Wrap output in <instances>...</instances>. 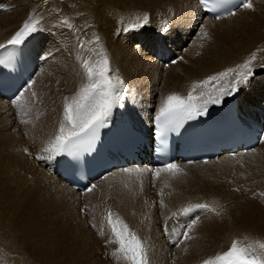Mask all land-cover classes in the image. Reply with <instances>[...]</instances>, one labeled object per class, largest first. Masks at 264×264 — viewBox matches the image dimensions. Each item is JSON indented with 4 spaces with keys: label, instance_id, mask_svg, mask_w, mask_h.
<instances>
[{
    "label": "bare ground",
    "instance_id": "bare-ground-1",
    "mask_svg": "<svg viewBox=\"0 0 264 264\" xmlns=\"http://www.w3.org/2000/svg\"><path fill=\"white\" fill-rule=\"evenodd\" d=\"M40 1L41 0H0V11L3 13L0 14V20L4 19L9 11L11 16H16L21 12L17 20L7 21L6 24L3 20L2 22L4 24H0V44H7L12 35H14L30 17L38 21L36 25L37 31L29 35L23 43L28 55L33 58V61L38 66V71L34 77L35 83L32 84L31 88H26L22 92V103L24 107L21 109L17 107L13 101L4 102L0 99V259L3 257L4 261H8L9 264H22V258L16 256L19 254L23 258H27L28 261L33 264L93 263L94 261L92 260V262L90 257L94 256L93 258L95 260V255L94 250L90 246H94L97 241H93V231L90 233L91 231H89L87 223L85 224L88 230L80 225L79 227L81 228H74V226H71L72 223H70L71 229H67L66 227V229L64 227V229L61 228V224H59L60 228L57 225V228L54 226L53 228H42L43 226L36 227L34 225H26V223H28L26 218L28 219V216H25V214L28 212L31 214V211L38 209V211H44V215L48 213L54 215V213L60 212L66 214L65 217L67 216V218H69L72 211H76L73 210V207L77 206V204L74 206L73 203L75 202H72V209L69 208L70 206L68 207L65 202H69L71 199L79 201L78 199L88 198L97 188L102 186H114L113 188L121 190L123 186H126L123 181L129 179L132 180L128 189L133 195H150V197L154 198V195L157 193H159V195H165L172 185L177 186L178 182L185 181L188 176L196 178H213L229 174L231 177L228 180L229 183L227 182L228 184L224 183L222 185H220V183L219 185H212L208 183L211 180L205 181L198 179L199 181L201 180V182H205L199 184L200 186L194 183L198 187L197 190L192 189V185H190L191 187H189V185L187 186L189 182L186 181L179 186L178 190L181 193H185L184 187L187 186L189 187L188 191L191 189L188 193L186 191L187 194H177L163 199L165 205L159 217L160 219H154L155 216L153 214L154 218L151 220L153 221L152 226L154 228L156 227L154 226L155 223L160 225L159 230L155 228V238L153 237L152 240L154 244L151 246L154 249L153 253H155L154 255H156V257L163 255L165 260L167 255L176 248L178 249V253L176 255V262L173 264H203L204 260L214 258L217 254H222L227 251L234 240L232 235H236L237 232L241 234V229L245 232L246 229L252 230L255 232L256 238L264 240V226H261V228L257 225V221L254 220L251 222L252 225L250 224L249 226L229 225L226 228L221 227L216 232L215 237L217 239L214 244L209 247L197 249L196 247L205 241L204 239L202 240L203 236L201 237L200 235L204 230L206 231V229H208L207 226L209 225L205 221L207 219H204V216L207 215L210 210L207 211V214H200L201 219L193 226L192 231L189 233L192 239L185 240L184 245L181 244L180 249L179 247H175L176 238L181 237L185 229L180 232L178 227L167 223L166 227H168V230L165 231V233H167L165 234L161 231V225H163L165 221L164 218L168 217L170 213L179 214L182 208L188 207L189 205L198 203L207 204L210 209L215 208L216 215L217 213L226 215L229 212H233L234 209L238 210L233 204L239 201L240 197L237 198L236 196L239 195L243 197L248 193L255 195L253 193L254 191L252 192L255 187L252 183L242 182L240 179L242 173L240 175V173L231 171L234 170L237 165L242 162H247L253 156L258 158L264 157V141L259 144L254 151L243 154V157L236 159L224 158L217 162H209L206 164L195 163L186 166L176 164L182 171L171 177L167 176L169 172L161 171L160 173L166 175L159 177L155 182L160 179L161 181L154 183L152 188L147 184L142 186L134 184L133 174L147 183L148 178L144 173H138L136 170H125L111 172L109 175H106L103 180L98 181L91 191L78 194L65 187L59 181L51 168L52 166L49 164L52 162L53 156L51 153V142L58 133L60 122L63 120L64 99L65 97L71 98L74 96L81 86L87 83V77L82 67L84 60L95 62L101 59V53H103L107 56L109 61V75L112 77L118 76L120 80L123 81V85L117 87L116 94L120 96V99L113 104L106 120L122 119L123 115H126V118L132 123L139 127H145L150 123L152 117L158 113L161 106V100H157L161 92V86L156 88V81H160L162 84L173 83V87L178 89L176 93L186 97L191 90L193 82L204 80L208 76L224 71L228 67H235L237 64H241L249 59L253 53L257 56L262 55L264 58V0H251L252 8L240 7L233 15L226 16L218 21L205 19L203 14L199 12L198 6L194 0H68L70 3H67V1L66 4H62L60 0V2H57V0H44L42 3H40ZM63 1L65 2V0ZM37 3H40L39 9H36ZM29 10H31V12H28ZM70 10H75L74 14L78 19H73L75 15H72V13L69 15L68 11ZM67 14L71 16V18L67 16ZM145 15L148 16V22L146 24L143 21ZM254 19L257 22V25H255L260 28L258 27L259 32L256 29L254 32H258V36L254 37V34H252L254 37H252L253 42L252 39L251 42H242L239 40L240 38H236L238 41L242 42L238 44V42L234 40V36V43H237L236 45L234 44V46H231L233 43L230 45L228 44V42H233L232 39V41L230 39L229 41L226 40L228 47L216 48L215 45L208 44L212 36L213 38L218 37V40L222 36L225 37L224 35L226 34L228 36V33L233 31L235 34L238 32V35H240V30L242 33L247 30L249 31L251 28L249 23H252L250 21ZM65 21H67V23H65ZM230 21H235V25L232 24L233 26L227 27V25L222 27ZM13 23L14 25L11 26ZM77 24H80V26L77 27ZM246 24L248 27L245 26ZM251 25L253 26L254 24ZM199 26H201V28H199ZM256 26L253 27L255 28ZM243 27L247 30L244 29L243 31L241 29ZM253 27L251 28L252 30H254ZM125 29L128 30L126 31ZM235 29L237 30L235 31ZM203 32H206L207 36H204ZM252 32L249 33L251 34ZM133 33L135 35L139 34L140 37L134 39ZM78 35H87L92 38L90 43L91 51L87 52L83 48H79L80 40ZM121 35L124 36L123 39H119ZM241 35L243 36V34ZM255 35H257V33ZM97 37L99 38L98 42L96 41ZM155 41L161 45H156L157 47L153 49L152 42ZM226 42L224 41V43ZM188 43H191V46H187ZM215 43L217 45V41ZM219 46L223 45L221 44ZM229 46H231V48H229ZM167 47L173 49V55L175 57L179 56L180 60L177 61V58L173 63H176L175 66L169 64L167 65L168 71L161 72L163 68H159L164 65L155 61L153 56L150 55V52L151 50L154 52L158 48L165 49ZM262 62L264 63V61L259 63ZM45 66L46 70L43 71H46L45 74L43 73L45 76L41 75L40 77V71L42 68L44 69ZM253 70L254 68H252V71ZM32 92L36 93L35 97L31 95ZM229 97H236L239 109L247 119L254 121L259 119V116L264 119V75L254 78L252 74L246 83H242L238 86L236 92L222 97L221 102ZM215 105L217 104L209 103L207 107ZM22 121H27V123H22ZM18 123L20 125H18ZM45 149H49V151H45ZM40 157L44 158L41 159ZM152 190L156 191L152 192ZM110 192L111 191L108 192V197ZM108 199L110 200V198ZM122 199L121 197V201H123ZM243 199L245 198L243 197ZM127 200L130 199L127 198L125 202ZM135 203H139V201H135ZM115 204L117 203H114V205ZM126 204L124 203V205ZM132 204L133 203H131V205ZM151 205L152 200L147 204H141L139 207L140 210L138 209V211L141 212V214L145 213L152 207ZM108 206L111 208L110 204ZM90 207L91 206H89V208ZM124 207L125 206H123V208ZM109 208H107V210ZM107 210L105 209V214ZM256 210H258V208ZM38 211L36 210V213ZM113 211L115 212V210ZM152 211L154 213L159 212L155 207ZM195 211L189 216L194 218L193 216H196L199 211L204 210L199 209L197 212ZM131 213L129 216H131ZM136 213L138 212L136 211ZM238 213L236 216H238ZM62 214L58 217H62ZM76 214L77 213L72 216L74 219L78 216ZM50 217L49 214V218ZM119 217L122 219L121 215ZM31 218L34 219V217ZM36 218L38 219L37 215ZM73 218L71 220H73L74 225L76 223H74ZM131 218L129 217L128 219L127 217L128 220ZM145 218L147 219V217ZM53 219H55V216ZM62 219L64 218L62 217ZM69 219L67 222L66 219H64V224L68 223ZM77 220H75V222ZM79 220L78 223H80ZM81 220L84 222L85 218L84 220L81 218ZM96 220H94V222ZM140 220L142 221L143 219L141 218ZM56 221L57 220H55V223ZM104 221L101 222V224L104 223ZM132 221L135 222L133 218ZM96 222H99V218ZM37 223L38 221L36 224ZM47 223L48 219L46 221V224ZM91 223L89 224L91 225ZM142 223L146 226V230L149 229L147 228L150 225L147 224L148 222L144 220ZM82 224L81 222V225ZM48 225L49 224L46 226L48 227ZM96 225L99 226L100 223ZM144 225L142 226L144 227ZM137 227L139 228V225ZM137 227L133 226L134 229ZM153 227L152 229L154 231ZM138 228L137 231H140ZM173 229H176L178 234L174 235L172 232ZM144 231L142 232L144 233ZM150 231L152 230L150 229ZM106 234L105 232V237ZM108 236L109 235H107V237ZM151 236L153 235L151 234ZM96 237H94V239ZM101 240L103 244L108 241ZM97 245L99 246V242ZM111 245L113 248L115 244ZM194 245L195 247L192 249ZM108 246L110 245L108 244ZM86 247L91 250L89 251ZM148 249H150L149 245ZM108 250L112 251L114 248L112 250L108 248ZM99 251H101V249H99ZM151 256H153L152 253ZM104 257L105 256L102 258L104 259ZM156 257L153 256V258ZM150 258L151 257L148 259ZM16 261L20 262L17 263ZM28 261L27 263H30ZM94 263L97 264L99 262L96 260Z\"/></svg>",
    "mask_w": 264,
    "mask_h": 264
},
{
    "label": "snow or ice",
    "instance_id": "snow-or-ice-1",
    "mask_svg": "<svg viewBox=\"0 0 264 264\" xmlns=\"http://www.w3.org/2000/svg\"><path fill=\"white\" fill-rule=\"evenodd\" d=\"M201 2L206 3V0H201ZM241 6L248 9L252 8L250 0H242ZM228 14L233 15L234 13L229 10ZM216 18L219 19L220 16L218 15ZM143 21L145 24L148 22L147 15L143 17ZM37 23L38 21L33 20L31 17L26 20L8 40V45L23 44L29 35L37 31ZM203 35L207 36V33L203 32ZM98 40L97 37L96 41L98 42ZM5 47L6 45L0 44V48ZM255 59L256 54L253 53L249 59L237 64L235 67H228L224 71L210 75L204 80L193 82L186 97L177 93L168 95L161 102L155 117L158 127L164 129L183 119L203 115L209 103L218 104L221 102L222 97L236 92L238 86L246 83L252 75V64ZM0 63H4V60L0 59ZM82 67L87 77V83L82 85L74 96L71 98L65 97L64 99L63 120L60 122L58 133L51 142V151L57 153L72 152L82 136L93 134L104 123L113 104L120 99V96L116 93L117 87L122 86L123 81L118 76L112 77L109 75L110 67L106 55L101 53V59L95 62L84 60ZM31 86L29 84V88ZM31 95L35 97L36 93L32 92ZM22 100L23 93L13 103L23 109ZM22 123H27V121H22ZM45 151H49V149H45ZM40 158L43 159L44 157ZM162 170L171 173L173 176L182 171L175 164H167ZM162 170H155L154 175L158 176ZM91 190L89 189V191ZM261 195H264V193H261ZM161 206H164L163 201H161ZM197 209L216 211L215 208L210 209L207 204L198 203L182 208L180 213L189 216ZM175 215L176 213H173V216ZM198 219V217L192 219L186 225L185 231L182 233L185 240L192 239L189 233ZM106 222L111 233L107 242L117 246L112 252L114 258L118 261L123 260L125 264H149L147 249L142 240L135 232L131 231L118 215L109 211ZM93 226L95 227V225ZM99 231L100 235L103 236V227ZM172 232L174 235L178 234L176 229H173ZM182 242L180 241V243ZM203 264H264V242L256 240L245 245L240 240L234 239L227 251L217 254L214 258L204 260Z\"/></svg>",
    "mask_w": 264,
    "mask_h": 264
},
{
    "label": "rangeland",
    "instance_id": "rangeland-1",
    "mask_svg": "<svg viewBox=\"0 0 264 264\" xmlns=\"http://www.w3.org/2000/svg\"><path fill=\"white\" fill-rule=\"evenodd\" d=\"M44 0H41L40 1V3H42ZM49 1H51V0H49ZM61 1V3L62 4H66V2L68 1V0H65V2L63 1V0H60ZM59 0H57V2H60ZM70 1V0H69ZM67 2V3H70V2ZM40 3H37V7H36V9L38 8H40ZM75 11V10H74ZM74 11H68L69 12V15H71V13H72V15H75L74 14ZM28 12H31V10H29ZM20 13L21 12H19L16 16H11V14H10V11H9V13H8V15L4 18V19H2V20H0V24H6L7 23V21H15V20H17L19 17H20ZM0 14H3V13H1V11H0ZM68 14H67V16H69ZM66 16V15H65ZM70 18H71V16H69ZM78 19V17L75 15L74 17H73V19ZM7 19V20H6ZM4 20V23L2 22ZM6 20V21H5ZM233 22V23H232ZM250 22H252V23H249L250 25L249 26H251V28L253 27V26H256L257 25V22H256V20L254 19V20H252V21H250ZM254 22H256V23H254ZM231 23V24H230ZM235 25V21H230L229 23H226V24H224L222 27H225V26H227V27H229V26H233V25ZM251 24H254L253 26L251 25ZM256 24V25H255ZM14 25V23L11 25V26H13ZM72 25H75V24H72ZM80 26V24H77V27H79ZM245 26H247V24L245 25ZM10 27V26H9ZM76 27V26H75ZM248 27V26H247ZM259 26H256L255 28H254V30H252L250 27V29L253 31H251L250 29H249V31L245 28V27H243V28H241L243 31H244V29H246L247 31H244L243 33L241 32V30H240V35H238L237 33V35L234 33V31L233 32H231V33H228V36H227V34L226 35H224L225 37H223V38H226V39H223L222 37L220 38V39H218L217 40V38L218 37H214L213 38V36L210 38V40L208 41V44H211V45H215V47L216 48H219V47H224V46H227L228 47V44L230 45L231 43H233L231 46H234V44L236 45L237 43H234L235 41L234 40H236L237 42H238V44L239 43H242V42H251V39H252V37L254 36H258V32H259V28H258ZM8 28V27H7ZM199 28H201V26H199ZM258 30V32H256L257 33V35H255L256 33H254L256 30ZM237 29H235V31H236ZM239 31V30H238ZM246 32V33H245ZM249 32H252L251 34L249 33ZM249 33V34H248ZM241 34H243V36L245 37H243ZM246 34V35H245ZM252 34H254L253 36H252ZM233 35V36H232ZM250 37H249V36ZM235 36V37H234ZM239 36V37H238ZM243 38V40H242V38ZM137 37H140V35L138 34V35H135L134 33H133V38L134 39H136ZM233 37L235 38L234 40H233ZM253 37V38H254ZM78 38H79V40H80V47L79 48H83L85 51H91V45H90V43H91V39L92 38H90L89 36H87V35H85V36H81V35H78ZM124 38V36L123 35H121L120 36V38L119 39H123ZM236 38H240L239 40H241V41H238ZM248 38V39H247ZM216 39V40H215ZM222 39V40H221ZM229 39L231 40H233V42H228V44H227V42H226V40L227 41H229ZM244 39H245V41H244ZM231 40V41H232ZM217 41V45H216V42ZM224 41L226 42V43H224ZM252 42H253V39H252ZM153 43V45H152V47H153V49H155L157 46L156 45H161V44H159L157 41H155V42H152ZM213 43V44H212ZM219 43V44H218ZM223 45V46H219V45ZM227 44V45H226ZM187 46H191V43H188L187 44ZM231 46H229V48H231ZM86 48H87V50H86ZM90 49V50H89ZM151 51H153V50H151ZM150 55L152 56V54H151V52H150ZM261 56V57H260ZM260 56H257L256 55V59L254 60V62H253V64H252V68H257V67H260V66H264V63L262 62V63H259V62H261V61H264V58L262 57V55H260ZM45 57V56H44ZM45 59V58H44ZM259 59V60H258ZM180 60V58L179 59H177V61H179ZM257 62V63H256ZM176 64V63H175ZM175 64H170L171 66H175ZM46 68V66L44 67V69L42 68L41 69V74H40V77H41V75H43V73L45 74L46 73V71L45 72H43L44 70H46L45 69ZM163 68V70L161 71V72H167L168 71V67L167 66H163V67H161V68H159V69H162ZM150 70V69H149ZM43 76H45V75H43ZM159 83V84H158ZM161 82L160 81H156V88H158V86H161V92H160V94L158 95V97H157V100L158 101H160V102H162L165 98H166V96H168V95H170V94H172V93H176L177 92V88H175V87H173V83H164V84H160ZM174 91V92H173ZM167 93V94H166ZM165 95V96H164ZM18 107V106H17ZM18 125H20L19 123H18ZM240 163V162H239ZM238 163V164H239ZM231 172H236V173H240V175H241V173H242V177L240 178L241 180H242V182H244V183H252L253 185H254V190H252V192L255 194V195H253L252 193L251 194H247V195H245V196H243L245 199H243V197H241V196H236L237 198H239V201L238 202H236V203H233L234 204V207H237L238 208V210H239V213H238V210H236V209H234V211L233 212H229V213H227L226 215H220L219 213L216 215V211L215 212H213V211H209V213L207 214V211L206 210H204V211H199L198 212V214L196 215V216H194V218L193 219H195V218H199L198 220H197V223H198V221L201 219V216H200V214L201 215H204V214H207V215H205L204 216V219H207V220H205L207 223H208V225L209 226H207L208 227V229H206V231L204 230L202 233H201V237L203 236V237H205V238H203L202 237V240L204 239L205 241H203V243L202 244H200V245H198L196 248L198 249H200V248H205V247H209V246H211L212 244H214L215 243V241H216V237H215V235H216V232L218 231V229H220L221 227H228L229 225H232V226H238V225H244V226H249L250 224L252 225V221H254V220H256L257 221V225L258 226H264V195H261V193H264V157H261V158H258V157H255V156H253V157H251L247 162H242V163H240L239 165H237V167L234 169V170H232ZM246 172V173H245ZM226 175V176H225ZM225 175H220V176H217V177H213V178H206V177H203V178H196V177H193V176H188L187 177V179L185 180V181H182V182H178V185L177 186H171L169 189H168V191L166 192V194L165 195H157L156 196V198L154 197V198H152V197H150V195H147V196H139V195H133L132 194V192H130L129 191V189H128V186H130V184H131V180H127V181H123V182H125L124 184L126 185V186H123V189H116V188H113L114 186H112V187H105V186H102V187H99V188H97L96 190H95V192H93L90 196H92V197H90V196H88V198H83V199H78L79 201H77L76 199H71V200H69V202H65L66 203V205L69 207V208H72L71 207V204H72V202H75V203H73V205L75 206L76 204H77V206H75V207H73L72 209L73 210H76V211H72V214H71V216H69V218H67V216L65 217V215L66 214H62V213H60V212H58V213H54V215L53 214H51V213H48V214H45L44 215V211H42V210H39L40 211V213H39V211H38V209H36L38 212L36 213V210H34V211H31L32 213H34V214H30V212H28V213H26L25 214V216L27 215L28 216V219L26 218V220L28 221V223H26V225H30V226H36V227H41V226H43L42 228H53V226L55 227V228H57L56 227V225L57 226H59V224H61L60 226H61V228H67V229H69L71 226L73 227L74 226V228H81V227H85L86 228V224L85 223H87L88 225H90L89 223H91V225L90 226H88L87 225V227H88V229H89V231H91L90 233H92V231H93V233H92V235H94L92 238H93V241L94 240H96L97 242H95V244L97 243L98 244V242H99V246L96 244H94V246H90L93 250H94V255H95V260H94V256H91L90 257V260L92 261H96L97 260V262H99V263H101V261H102V263L101 264H124L125 262L123 261V260H117L116 258L114 259V257H113V255H112V252L114 251V250H112L113 248L115 249L117 246L116 245H114V247L112 248V245L111 244H109L110 246H108V244H107V242H105L104 244L102 243V240L101 239H103V241H107V240H109V236L111 235V233H110V230H109V228H107L108 227V225L106 224V217H105V215L107 216V213L110 211V209H111V211H112V213H114V214H116V215H118V216H122V220L129 226V228L131 229V231H134V232H136V234H137V236H139V238L142 240V242H143V244H144V246H145V248L147 249V251L149 250V251H151V246L154 244L153 242H152V240H153V237L155 238V228H157V230H159V227H160V225L159 224H157V223H155L154 224V226H156L155 228L152 226V224H153V221H151L152 220V218H154V216H155V218L154 219H160L159 217H160V215H161V212L163 211V208H160V203H159V200H160V202L161 201H163V199L164 198H169V197H172V196H175V195H177V194H185L186 193V191H187V193L191 190V189H189V191H188V188L189 187H191L190 185H192V189H195V190H197L198 189V187L196 186L197 184L199 185V184H201L202 182H205V181H210V182H208V183H210V184H214V185H219V183H220V185H222V184H224V183H226V184H228L229 182H228V180L231 178L230 177V175L229 174H225ZM227 175H229V176H227ZM243 178V179H242ZM198 179H201V180H205V181H202L201 182V180L199 181ZM197 180V181H196ZM189 182L188 184H187V186L189 185V187H184V190H185V193L184 192H179V190H178V188H179V186L181 185V184H183V183H185V182ZM193 181V182H192ZM223 183H222V182ZM197 182V183H196ZM199 182V183H198ZM213 182V183H212ZM215 182V183H214ZM228 182V183H227ZM192 183V184H191ZM196 185H195V184ZM262 183V184H261ZM145 183L143 182V185H144ZM141 185V184H140ZM142 186V185H141ZM200 186V185H199ZM186 188H187V190H186ZM123 190V191H122ZM109 191H111L110 192V195H109V197H108V192ZM156 190H152V192H155ZM259 191V192H258ZM116 192V193H115ZM118 192V193H117ZM120 192V193H119ZM130 193V194H129ZM186 193V194H187ZM106 194H107V196H106ZM122 194V195H121ZM125 195V196H124ZM132 195V196H131ZM251 195V196H250ZM105 196H106V198H105ZM124 196V197H123ZM117 197V198H116ZM121 197L123 198L122 200L124 201H121ZM130 199V200H127L126 202H125V200L127 199ZM157 197H159V200H156L157 199ZM251 197V198H250ZM93 198V199H92ZM108 198H110V200L108 199ZM116 198V199H115ZM126 198V199H125ZM133 199V201H132V199ZM135 198H136V200H135ZM249 198V199H248ZM263 198V199H262ZM90 199H91V201H90ZM108 201H107V200ZM125 199V200H124ZM248 199V200H247ZM252 199H253V201H252ZM256 199V200H255ZM259 199H261V200H259ZM73 200V201H72ZM76 200V201H75ZM102 200V201H101ZM115 200V201H114ZM119 200V201H118ZM150 200H152V207H150V209L149 210H147V212H145V213H142L141 214V212H139L138 211V209H139V207H140V205L141 204H147ZM244 200V201H243ZM250 200V201H249ZM114 201V202H113ZM118 201V202H117ZM121 201V202H120ZM128 201H129V203H128ZM131 201V202H130ZM135 201L136 202H138L139 201V203H135ZM78 202V203H77ZM121 204H120V203ZM142 202V203H141ZM240 202V203H239ZM259 202V203H258ZM111 205L110 207L111 208H109V204ZM114 203H119L120 204V206H119V204L117 205V204H115L117 207H119V208H117L115 205H114ZM123 203V204H122ZM124 203L126 204V205H124ZM131 203H133L132 205H131ZM78 204H79V206H78ZM82 204V205H81ZM91 204V205H90ZM108 204V205H107ZM137 206H136V205ZM237 204H240V205H237ZM255 204V205H254ZM101 205V206H100ZM112 205H113V207H116V208H113L112 207ZM128 205H130V206H128ZM135 205V206H134ZM163 205H165L164 204V201H163ZM243 205V206H242ZM244 205H248V206H244ZM259 205H261V206H259ZM88 206V207H87ZM89 206H91L90 208H89ZM123 206H125L124 208H123ZM134 206V207H133ZM239 206V207H238ZM259 206V207H258ZM129 207H131V208H129ZM133 207V208H132ZM157 208L158 210H159V212L158 213H154L153 211H152V209L153 208ZM244 207H246V208H244ZM76 208V209H75ZM101 208V209H100ZM107 208H109L108 210H107ZM136 208V209H135ZM258 208V210H256ZM96 211H95V210ZM105 209L107 210V213L105 214ZM115 210V212L113 211V210ZM120 209V210H119ZM134 209V210H133ZM254 209V210H253ZM98 210H100V211H98ZM118 210V211H117ZM140 210V209H139ZM199 209H197L195 212H197ZM241 210V211H240ZM245 210V211H244ZM91 211H93V213H90ZM98 211V212H97ZM110 211V212H111ZM135 211V212H134ZM136 211L138 212V213H136ZM41 212H43V213H41ZM97 212V213H96ZM126 212V213H125ZM128 212V213H127ZM132 212V213H131ZM247 212V213H246ZM250 212H251V214H250ZM40 215H39V214ZM75 213H77L76 215H78L75 219L72 217V216H74V214ZM124 213H125V215H124ZM130 213H131V216H129L130 215ZM237 213H238V216H236L237 215ZM259 213V214H258ZM29 214V215H28ZM49 214H50V216L52 217H50L49 218ZM57 214V215H56ZM63 215L62 217L64 218V219H66V222L68 221V219H69V224L68 223H65L64 224V222H65V220L64 219H62V217L60 216V218L58 217L59 215ZM85 214V215H84ZM127 214V215H126ZM137 214H139V215H137ZM146 214V215H145ZM153 214H154V216H153ZM171 214V213H170ZM169 214V215H170ZM248 214V215H247ZM255 214V215H254ZM258 214V215H257ZM36 215H37V217H38V219L36 218ZM43 215V216H42ZM48 215V216H47ZM53 215V216H52ZM96 215V216H95ZM104 215V216H103ZM145 215V216H144ZM148 215H149V217H148ZM263 215V216H262ZM29 216H30V218H29ZM48 218H47V217ZM54 216H55V219H53L54 218ZM81 216V217H80ZM102 216H103V218H102ZM135 218H134V217ZM139 216V217H138ZM141 216V217H140ZM143 216V217H142ZM226 216H227V218H226ZM252 216V217H251ZM31 217H34V219L33 218H31ZM46 217V218H45ZM56 217H57V219H56ZM92 217H94V218H92ZM127 217H128V219H129V217L131 218H133V220H135V222L134 221H132V218L130 219V220H128L127 219ZM145 217H147V219L145 218ZM225 217V218H224ZM229 217V218H228ZM239 217V218H238ZM41 218V219H40ZM43 218V219H42ZM74 219V223H76V224H74L73 225V220H71V219ZM79 218H80V220H81V218L84 220V218H85V220L87 221H85L84 220V222L81 220H79ZM98 218H99V222L97 223L96 221H98ZM138 218H142L143 220V222H144V220H145V222H148L147 224L149 225V227H147V228H149V229H147L146 230V226L144 225V223H142V221L140 220V219H138ZM169 218V216L168 217H166V218H164V223H163V225H161V231L163 232V228L164 229H166L167 227V219ZM232 218V219H231ZM255 218V219H254ZM47 219H48V223L47 224H49L48 225V227L46 226L47 224H46V221H47ZM61 219V220H60ZM79 220V222L80 223H78V220ZM97 219V220H96ZM227 219V220H226ZM250 219V220H249ZM29 220H31V221H29ZM51 220H54V221H51ZM55 220H59L58 222L56 221V223H55ZM75 220H77L76 222H75ZM94 220H96L95 222H96V224H99L100 223V225L98 226V225H96L95 224V222H94ZM105 220V221H104ZM242 220V221H241ZM38 221V225L36 224V222ZM44 221V222H43ZM50 221H51V225H50ZM89 221V222H88ZM104 221V223H102L101 224V222H103ZM226 222V223H223V222ZM40 222H42V223H40ZM63 222V223H62ZM81 222L83 223L82 225H81ZM134 222V223H133ZM142 223V225H144V227L141 225V223ZM150 222V223H149ZM222 222V223H221ZM242 224H241V223ZM30 223V224H29ZM31 223H32V225H31ZM39 223H40V225H39ZM44 223V224H43ZM70 223H72V225L70 226ZM78 223V224H77ZM140 223V224H139ZM196 223V224H197ZM234 223V224H233ZM238 223H240V224H238ZM246 223V224H245ZM85 224V225H84ZM105 226H104V225ZM139 225V228L137 227L138 225ZM195 224V225H196ZM212 224V225H211ZM261 224V225H260ZM64 225V226H63ZM79 225L81 226V227H79ZM93 225H95V227L93 226ZM211 225V226H210ZM60 226H59V228H60ZM69 226V227H68ZM103 227V229H104V237L103 236H101L100 235V229H101V227ZM132 226V227H131ZM133 226L134 227H137L140 231H137V228L136 229H134L133 228ZM150 226H151V228H150ZM71 227V228H72ZM107 228V231H106V228ZM140 227H142V228H140ZM152 227L154 228V231H153V229H152ZM166 227V228H165ZM261 227V228H262ZM54 228V229H55ZM63 228V229H64ZM65 228V229H66ZM70 228V229H71ZM100 228V229H99ZM132 228H133V230H132ZM210 228V229H209ZM87 229V228H86ZM87 229V230H88ZM91 229V230H90ZM143 229V230H142ZM150 229L152 230V231H150ZM136 230V231H135ZM145 230V231H144ZM148 230H149V233H150V235H149V233H148ZM248 230V231H247ZM142 231H144V233L142 232ZM146 231H147V233H146ZM192 231V230H191ZM105 232L107 233L106 234V237H105ZM142 232V233H141ZM206 232V233H205ZM95 233V234H94ZM109 233V234H108ZM139 233H141L140 235H138ZM146 233V234H145ZM163 233H165V232H163ZM249 233V234H248ZM145 234V235H144ZM151 234L153 235V236H151ZM204 234V235H203ZM97 237H96V236ZM99 235H100V237H99ZM107 235H109L108 237H107ZM144 235V236H143ZM149 235V236H148ZM208 235V236H207ZM143 236V237H142ZM233 236V239H236V240H240L243 244H248L249 242H254V241H256V240H259V241H261V242H264V240H261V239H258V238H256L255 237V232L254 231H250L249 229H246V232L243 230V229H241V234L240 233H236V235H232ZM94 237H96L95 239H94ZM99 237V238H98ZM101 237H103V238H101ZM152 237V238H151ZM101 238V239H100ZM105 238V239H104ZM147 239V240H146ZM150 239H151V241H150ZM149 241V242H148ZM180 241H183L182 243H180ZM209 241V242H208ZM149 244H148V243ZM147 245H146V244ZM184 243H185V239H184V237H183V235H181V237H177L176 238V243H175V247H179V249L181 248V244H183L184 245ZM211 243V244H210ZM102 244H103V247H102ZM107 244V245H106ZM148 245H149V247H150V249H148ZM231 246V245H230ZM99 247V248H98ZM110 249L111 248V250L112 251H110V250H108V248ZM164 247V246H163ZM195 247V245L194 246H192V249ZM86 248H88V247H86ZM102 248H103V250H102ZM89 249V248H88ZM99 249H101V251H99ZM107 249V250H106ZM91 249H89V251H90ZM191 250V249H190ZM15 251V250H14ZM109 251V252H108ZM147 252V254H148V256L149 257H151L150 259H148V261L150 260H152L151 262L149 261V264H151V263H153V264H173L174 262H176L175 260H176V255H177V253H178V249H176V248H174V250L170 253V254H168L167 255V257L165 258V260H164V257H163V255H161L160 257H156V255H154L155 253H153L154 252V249L152 248V251L151 252ZM151 253H152V255L154 256V257H156V258H153V256H151ZM97 254V255H96ZM109 254H111V255H109ZM102 255V256H101ZM174 255H175V257H174ZM16 256H18V257H20V258H22L21 260L23 261V262H21L22 264H33L32 262H30V261H28V259L26 260L25 258H23L22 256H20L19 254H17ZM96 256H97V258H96ZM103 256H105L104 257V259L102 258ZM101 257V258H100ZM106 257H108V258H106ZM110 257V258H109ZM113 257V258H112ZM148 257V258H149ZM112 258V259H111ZM169 258V259H168ZM174 258V259H173ZM98 259H99V261H98ZM102 259V260H101ZM114 259V260H113ZM161 261H160V260ZM173 259V260H172ZM26 260V261H25ZM104 260H105V262H104ZM27 261L28 262H30V263H27ZM92 261V262H93ZM158 261H159V263H158ZM163 261V262H162ZM17 263H19L20 261H16ZM91 263V264H96V263ZM162 262V263H161ZM171 262V263H170ZM99 263H97V264H99ZM0 264H9V262L8 261H4V259H3V257H2V259H0ZM20 264V263H19Z\"/></svg>",
    "mask_w": 264,
    "mask_h": 264
},
{
    "label": "water",
    "instance_id": "water-1",
    "mask_svg": "<svg viewBox=\"0 0 264 264\" xmlns=\"http://www.w3.org/2000/svg\"><path fill=\"white\" fill-rule=\"evenodd\" d=\"M263 73H264V68L263 67L256 68V69L253 70V74H255V75H261Z\"/></svg>",
    "mask_w": 264,
    "mask_h": 264
}]
</instances>
